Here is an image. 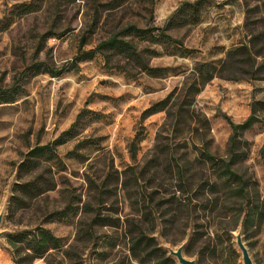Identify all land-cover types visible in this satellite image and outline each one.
<instances>
[{
	"label": "rangeland",
	"instance_id": "obj_1",
	"mask_svg": "<svg viewBox=\"0 0 264 264\" xmlns=\"http://www.w3.org/2000/svg\"><path fill=\"white\" fill-rule=\"evenodd\" d=\"M182 1L0 0V88L8 95L0 96V264H15L11 237L36 226L50 229L65 246L75 244L77 229H94L97 240L77 243L72 259L64 264H145L132 256L125 234L129 222L140 215L142 199L149 193L154 199L170 196L179 184L177 163L185 158L192 162L186 178L194 183L206 178V166L194 159L201 148L225 154L231 131L222 114L241 122L252 101H264V77L250 78L245 72L249 67L241 62L236 63L239 79L216 76L195 94L191 87L196 84L195 63L218 62L242 44L251 46L255 64L264 59V0H208L197 23L165 27V33L189 49L186 54L172 41L126 36L139 48L157 52L149 64L163 69L159 76L137 72L117 56L109 64L99 53L78 58L80 51L128 24L164 27ZM23 3L36 8L20 13L17 6ZM36 61L61 73L29 74L26 66ZM167 96L163 109L143 114ZM196 115L207 121L199 122ZM77 117L73 136L56 145L52 156L38 157L31 170L21 166L28 151L51 143ZM244 137L249 141L244 165L264 196V122L255 123ZM28 181L33 190L24 194L22 185ZM53 211L56 215L50 218ZM97 212L110 224H93ZM200 219L205 228L209 218ZM144 227L163 248L187 242L188 237L177 241L178 234L190 230L182 224L158 225L152 231ZM240 227L230 237L217 227L201 229L212 236L208 247L186 256L196 264H243L235 243ZM242 239L253 263L264 264V222L259 229H247ZM60 259L61 254L52 251L32 264H57Z\"/></svg>",
	"mask_w": 264,
	"mask_h": 264
},
{
	"label": "trees",
	"instance_id": "obj_2",
	"mask_svg": "<svg viewBox=\"0 0 264 264\" xmlns=\"http://www.w3.org/2000/svg\"><path fill=\"white\" fill-rule=\"evenodd\" d=\"M208 0H193L182 1L173 11V13L165 21L164 27H138L135 24H128L123 27L122 31L110 35L109 37L99 41L94 47L80 51L78 58L91 59L95 53H99L104 57L106 64L112 61L113 56L120 57L125 61V64L137 70V72H145L151 76L162 75L163 69L152 67L149 64L151 55L157 52L153 49L139 48L126 36L132 35L139 39L148 40L150 42L172 41L184 50L186 54L189 49L183 48L182 42L173 39L164 29L178 26L185 23H197L200 20L201 7ZM20 13H27L33 9L30 3L18 5ZM159 30L158 33H154ZM121 33V37L119 34ZM255 39V36H254ZM253 41V38L250 39ZM42 44L39 43L36 52L41 50ZM241 55V57H236ZM238 62L245 63L249 69L245 72L250 78L258 79L260 73L264 72V59L259 63H254V53L251 46L242 44L234 49L227 51L225 58L218 62L203 61L194 64L193 72L196 75V84L192 85L193 93L199 92L200 87L214 77H223L228 79H239L237 72L239 70ZM124 69L126 67L124 66ZM29 74L38 72H47L50 75H59L61 69L57 70L53 66L48 65L43 61H36L26 66ZM9 92V91H8ZM0 96L7 98V91L0 88ZM169 101V97H165L150 107L143 114L150 115L163 109ZM182 107H178L180 111ZM179 114V113H178ZM230 128V135L227 140L225 154L217 155L210 152L206 148H201L195 156L194 161L202 166H206L209 175H206L201 182L194 183L186 178L189 170V164L192 162L187 158L182 163H177V172L179 184L173 193L168 197H160L154 199L152 193H149L147 199H142L141 211L137 220H131L130 226L126 231V236L129 240V250L134 258L140 263L145 264H166L170 261L171 264H177L171 256H165L168 252L166 249L158 245L155 237L150 233V230L144 225L151 226V231L158 225L160 227H176L180 228L181 224L187 226V230L179 231V239L183 240L188 237L184 253L191 254L194 250H205L208 247V242L212 237L208 230L211 227L222 229L223 234L231 236L232 231L237 229L241 224L242 233L254 226V229H259L264 222V196L261 195L258 182L252 172H249L244 162L249 153V141L244 137V132L250 129L257 122H264V101L254 100L251 103L249 115L241 122H234L228 115L222 114ZM78 118L70 125V127L53 140L51 143L37 145L27 153L25 161L21 166H27L31 170L36 168L38 163L37 158L47 154L52 156L53 149L56 145L64 143L68 138L73 136L74 127L78 122ZM196 119L205 123L206 118H200L196 115ZM135 146V145H134ZM135 149L132 147L131 156L135 157ZM28 163V164H27ZM191 176V175H190ZM32 182L28 181L22 185L21 192L24 194L31 193L33 190ZM51 187H48L49 190ZM149 198V199H148ZM15 200V196L11 197V203ZM159 209V214L154 211ZM154 210V211H153ZM66 209L63 214H67ZM203 213V217L200 216ZM53 211L48 214L50 218L55 216ZM209 216V217H208ZM209 218L206 222L207 226L199 223L200 218ZM106 217L101 216L98 212L95 213L92 219L93 224L107 225ZM114 222V221H111ZM164 236L167 233H163ZM218 235L217 233L214 236ZM11 244L15 248L13 251V259L15 264H32L37 258H41L51 254L52 251H57L61 254L57 264H64V261L72 259V252L76 244L84 241L97 240L94 229H77L75 244L62 243L61 238L57 237L52 231L44 226H36L34 229L17 233L11 237ZM21 243L23 246L17 248L16 244ZM48 264H53L48 261ZM68 264H71L69 262Z\"/></svg>",
	"mask_w": 264,
	"mask_h": 264
},
{
	"label": "water",
	"instance_id": "obj_3",
	"mask_svg": "<svg viewBox=\"0 0 264 264\" xmlns=\"http://www.w3.org/2000/svg\"><path fill=\"white\" fill-rule=\"evenodd\" d=\"M3 214L4 211L3 210L0 211V236L3 234V231H1ZM235 243L239 248V250L241 251V259L243 264H254L249 255L248 249L243 242L241 227L235 233ZM185 245H186V241H183L177 247L165 245V249L168 251L169 255L175 259L177 264H196L194 259L189 258L184 253Z\"/></svg>",
	"mask_w": 264,
	"mask_h": 264
}]
</instances>
